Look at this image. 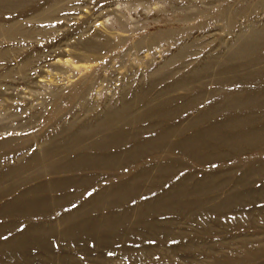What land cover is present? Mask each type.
<instances>
[{
	"label": "rangeland",
	"instance_id": "rangeland-1",
	"mask_svg": "<svg viewBox=\"0 0 264 264\" xmlns=\"http://www.w3.org/2000/svg\"><path fill=\"white\" fill-rule=\"evenodd\" d=\"M0 264H264V0H0Z\"/></svg>",
	"mask_w": 264,
	"mask_h": 264
},
{
	"label": "bare ground",
	"instance_id": "bare-ground-1",
	"mask_svg": "<svg viewBox=\"0 0 264 264\" xmlns=\"http://www.w3.org/2000/svg\"><path fill=\"white\" fill-rule=\"evenodd\" d=\"M15 8V7H14ZM39 10V9H38ZM23 11V10H22ZM31 17V16H30ZM16 18H18V17H16ZM17 24V23H16ZM19 236V235H18ZM10 240V239H9ZM36 242H37V240H36ZM20 245V244H19Z\"/></svg>",
	"mask_w": 264,
	"mask_h": 264
}]
</instances>
